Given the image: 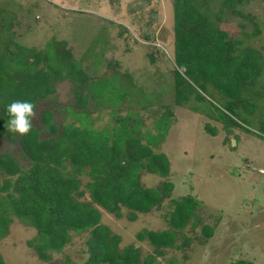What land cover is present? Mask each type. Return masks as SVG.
Segmentation results:
<instances>
[{
	"label": "rangeland",
	"instance_id": "obj_1",
	"mask_svg": "<svg viewBox=\"0 0 264 264\" xmlns=\"http://www.w3.org/2000/svg\"><path fill=\"white\" fill-rule=\"evenodd\" d=\"M204 1H210L217 27L242 40L262 64L250 90L256 106L228 113L237 126H226L211 106L193 98L185 105L174 104L172 0H0V55L11 59L14 51V56L29 62L30 53L42 52L50 41H64L89 78L119 73L131 79L130 93L116 106L84 92L87 100L82 108L76 106L71 84L56 82L51 99L35 104L32 124L38 129L45 109L52 111L53 122L60 126L64 120L79 125L71 113L84 107L90 127L97 131H110L117 117L131 115L142 142L146 135L163 133L158 126L166 125L152 152L167 157L168 175L138 171L142 187L155 189L163 181L172 184L159 207L130 219L129 209L118 205L114 212L107 210L92 202L87 190L76 197L92 202L98 223L119 236V248L132 245L139 260L148 264H264V130L260 127L264 121V0H248L236 15L218 9L220 0ZM219 93L209 85L203 96L223 110ZM242 96L250 100L246 92ZM0 152L15 155L17 142L1 138ZM79 178L82 188L87 178ZM183 197L193 198L197 206L195 217L178 231L169 224L168 213L174 201ZM142 229L172 230L173 246L155 247L147 239L137 240ZM89 231H69L71 239L62 250L48 251L49 260L42 261L27 244L35 237V228L14 218L0 238V256L3 264H81L88 257Z\"/></svg>",
	"mask_w": 264,
	"mask_h": 264
},
{
	"label": "trees",
	"instance_id": "obj_2",
	"mask_svg": "<svg viewBox=\"0 0 264 264\" xmlns=\"http://www.w3.org/2000/svg\"><path fill=\"white\" fill-rule=\"evenodd\" d=\"M203 1L172 0L174 104L185 105L193 98L211 106L226 126H237L229 114L252 110L255 102L250 90L258 81L262 64L251 48L243 46L242 40L229 37L217 27L218 17H211L210 1ZM247 2L220 0L218 9L236 15ZM13 54L14 51L11 59L0 55V139L17 142L19 147L15 155L0 152V238L14 218L26 222L36 230L28 246L40 260L47 261L48 251L60 252L70 241L69 231L82 233L90 228L88 257L81 264H148L149 261L139 260V252L132 245L119 248V236L98 223L99 213L91 203L113 212L122 205L129 209L130 219H135L136 213H147L160 206L172 191V184L163 181L155 189L142 187L138 171L144 169L162 178L168 175L167 157L152 152L162 140L166 125L158 126L163 133L146 135L142 142V136L137 135L138 123L131 115L117 117L110 131H97L90 127L89 112L84 107L71 113L79 125L64 120L58 126L53 122L52 111L45 109L39 115L42 129L33 126L23 137L9 133L6 107L15 100L36 104L51 99L58 81L71 84L78 108L87 100L84 92L93 100L116 106L127 98L131 86L129 76L119 73L109 78H89L64 41H50L42 52L30 53L29 62ZM209 85L220 92L223 110L205 101L203 94L208 93ZM260 127L264 130V121ZM84 176L87 181L81 188L79 177ZM84 190L89 192L92 202L76 199ZM196 206L197 201L191 197L174 201L173 210L168 213L169 224L179 231L189 218L195 217ZM175 238L176 234L169 229H142L136 235L137 240L147 239L155 247H171Z\"/></svg>",
	"mask_w": 264,
	"mask_h": 264
},
{
	"label": "clouds",
	"instance_id": "obj_3",
	"mask_svg": "<svg viewBox=\"0 0 264 264\" xmlns=\"http://www.w3.org/2000/svg\"><path fill=\"white\" fill-rule=\"evenodd\" d=\"M36 111L37 106L31 101H12L6 107V113L9 116L7 131L21 137L28 135L33 127L32 121L36 119Z\"/></svg>",
	"mask_w": 264,
	"mask_h": 264
},
{
	"label": "water",
	"instance_id": "obj_4",
	"mask_svg": "<svg viewBox=\"0 0 264 264\" xmlns=\"http://www.w3.org/2000/svg\"><path fill=\"white\" fill-rule=\"evenodd\" d=\"M232 142L234 143V141L232 140Z\"/></svg>",
	"mask_w": 264,
	"mask_h": 264
}]
</instances>
